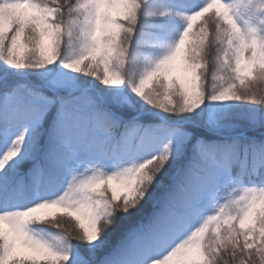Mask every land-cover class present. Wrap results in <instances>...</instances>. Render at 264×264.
<instances>
[{
    "label": "snow or ice",
    "instance_id": "1",
    "mask_svg": "<svg viewBox=\"0 0 264 264\" xmlns=\"http://www.w3.org/2000/svg\"><path fill=\"white\" fill-rule=\"evenodd\" d=\"M0 264H264V0H0Z\"/></svg>",
    "mask_w": 264,
    "mask_h": 264
}]
</instances>
